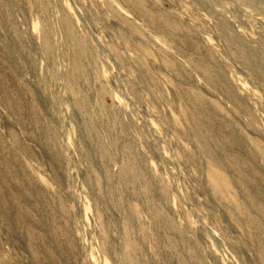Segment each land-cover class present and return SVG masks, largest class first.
<instances>
[{
    "label": "rangeland",
    "instance_id": "rangeland-1",
    "mask_svg": "<svg viewBox=\"0 0 264 264\" xmlns=\"http://www.w3.org/2000/svg\"><path fill=\"white\" fill-rule=\"evenodd\" d=\"M0 264H264V0H0Z\"/></svg>",
    "mask_w": 264,
    "mask_h": 264
}]
</instances>
